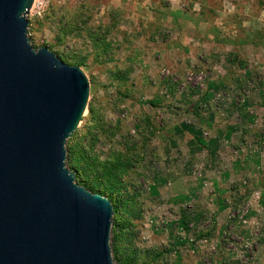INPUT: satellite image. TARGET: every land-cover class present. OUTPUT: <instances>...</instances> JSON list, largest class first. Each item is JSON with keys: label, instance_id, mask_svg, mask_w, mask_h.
<instances>
[{"label": "rangeland", "instance_id": "obj_1", "mask_svg": "<svg viewBox=\"0 0 264 264\" xmlns=\"http://www.w3.org/2000/svg\"><path fill=\"white\" fill-rule=\"evenodd\" d=\"M27 20L34 49L88 79L65 164L73 172L88 157L106 184L119 179L128 228L115 247L110 231L112 258L264 264V169L253 167L264 148V52L243 54L234 71L227 65L237 38L264 45V0H34ZM233 151L253 166L247 179L222 183Z\"/></svg>", "mask_w": 264, "mask_h": 264}, {"label": "water", "instance_id": "obj_2", "mask_svg": "<svg viewBox=\"0 0 264 264\" xmlns=\"http://www.w3.org/2000/svg\"><path fill=\"white\" fill-rule=\"evenodd\" d=\"M33 3L0 0V264H115L112 205L65 164L89 82L30 45Z\"/></svg>", "mask_w": 264, "mask_h": 264}, {"label": "crops", "instance_id": "obj_3", "mask_svg": "<svg viewBox=\"0 0 264 264\" xmlns=\"http://www.w3.org/2000/svg\"><path fill=\"white\" fill-rule=\"evenodd\" d=\"M231 46L229 47V50H231L235 55L236 57V61H234V65H232V63H228V69L229 70H236V69H239V66H238V60L241 59V57L243 58V54H245L247 56V52H259V50L261 49L262 52H264V45H254L252 42H250V40L248 39V37H245V39L243 38H237L236 41H232ZM224 63V61L222 62ZM264 64V60L261 62V64ZM244 72H247V68L243 69ZM219 83H222L224 85V82H223V76L220 77L219 79ZM259 92H261L262 90H264V86L263 88H259ZM259 94V93H258ZM262 95L264 96V92H262ZM262 96V103L264 104V97ZM254 99V98H253ZM244 102H246V100H244ZM247 103V106L248 104L250 105L249 102H246ZM250 107V106H249ZM249 119H251V121H253L255 119V117L252 115V116H249ZM219 130L221 131V136L223 139H231V136L234 134V131L231 129V127H228V125H224V123L226 124L224 118H221L219 121ZM251 154L253 152H255L254 150L251 149ZM234 155H235V159H233L232 162L228 163L225 168L223 167L222 171H221V174H220V177H221V181L222 183H225V182H230L231 180H236L237 177L240 178V180H244V179H247L246 178V171L247 170V165L250 164L251 167L253 166L252 165V161H251V158L253 157H249V155H245L243 158L240 157L238 154L236 155V152H234ZM258 154H260V159H259V156ZM257 156V159L255 161V166L253 167H256V168H261V169H264V148L263 150H261L260 152L258 151V153L256 154ZM258 162H261L260 164ZM247 164V165H246ZM207 178V175H202V174H199L196 179L199 180V183L203 180ZM182 180H184L185 182L189 181L190 179V176H183L182 175V178H180ZM245 182V181H244ZM222 208L221 210H224V204H220L219 205V208Z\"/></svg>", "mask_w": 264, "mask_h": 264}, {"label": "trees", "instance_id": "obj_4", "mask_svg": "<svg viewBox=\"0 0 264 264\" xmlns=\"http://www.w3.org/2000/svg\"><path fill=\"white\" fill-rule=\"evenodd\" d=\"M67 65H70V64H67ZM90 112L92 111L90 110ZM66 144H65V150H66V158H67L68 155H70V152L68 151V149H66L68 148L66 147ZM83 158H84V162L87 163L86 165L85 164H82L81 166L74 165L73 168H70L71 170H73V173H74V179H75L74 181L79 186L86 189L87 191L93 194H99L103 197H106L110 201L112 208H113V216H112V221H111V233L114 234L112 238L111 247L112 246L115 247V244L117 243L119 239V236L128 228V223H126L125 221H122L118 217L119 211L121 210V208L124 207L126 203V200L120 199V197H118L119 189L121 188L119 179L115 178V184H106L102 178V174H97L93 169L94 166L97 167V164L87 161L86 158L88 157L86 158L83 157ZM73 160L74 158L71 159V161ZM99 167L104 169L105 166L103 167L102 165H99ZM112 167L113 168L111 169V171L116 166L112 164ZM114 172H116V170L113 171V174ZM114 176H116V174H114ZM116 260L113 258V261H116ZM117 263L131 264L129 261L122 262L121 260H117Z\"/></svg>", "mask_w": 264, "mask_h": 264}, {"label": "clouds", "instance_id": "obj_5", "mask_svg": "<svg viewBox=\"0 0 264 264\" xmlns=\"http://www.w3.org/2000/svg\"><path fill=\"white\" fill-rule=\"evenodd\" d=\"M178 2V0H173V3H176ZM113 3L116 5V6H119L120 5V0H113ZM103 14V13H101Z\"/></svg>", "mask_w": 264, "mask_h": 264}]
</instances>
